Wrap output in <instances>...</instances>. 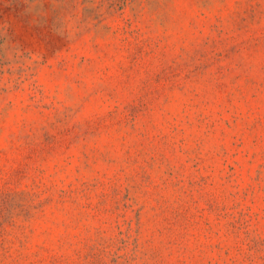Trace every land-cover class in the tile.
<instances>
[{"label":"rangeland","instance_id":"374dc122","mask_svg":"<svg viewBox=\"0 0 264 264\" xmlns=\"http://www.w3.org/2000/svg\"><path fill=\"white\" fill-rule=\"evenodd\" d=\"M0 264H264V0H0Z\"/></svg>","mask_w":264,"mask_h":264}]
</instances>
